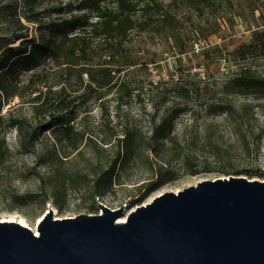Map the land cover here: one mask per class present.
Masks as SVG:
<instances>
[{"label": "rangeland", "instance_id": "1", "mask_svg": "<svg viewBox=\"0 0 264 264\" xmlns=\"http://www.w3.org/2000/svg\"><path fill=\"white\" fill-rule=\"evenodd\" d=\"M15 1L20 15L31 9L41 11L47 25L76 17L96 19L91 0H29L31 5L24 0H0V36L15 26L9 12L2 14L1 6ZM133 1L138 13L147 9L154 24L146 31L135 30L128 39L136 64L123 73L125 78L135 76L136 81L121 89L119 96L118 87L106 88L83 102L80 96L88 77L83 76V86L69 80L61 57L16 75L9 94L0 95V144L5 146L0 160V221H23L34 231L50 209L54 219H64L101 214L99 204L112 210L125 205L123 217L127 219L156 197L203 181L230 177L264 181V92L241 94L236 90L240 92L229 96L237 116L205 111V103L220 97L223 84L241 68L264 78V0ZM106 6L115 4L107 0ZM167 17L168 27L163 24ZM22 22L25 32L37 34V24L24 18ZM4 46L0 40V54ZM34 73L40 78L33 77ZM45 84L57 92L51 95L57 102L77 99L72 125L84 136L81 155L65 143L54 146L50 131H40L44 118L38 115L36 91L46 90ZM180 85L191 91L190 98L170 99L187 104L188 111L176 118L174 135L160 156L140 151L111 173L124 130L134 127L150 135L151 118L157 110L162 115L164 99L172 96L166 93ZM16 121L29 131H40L41 142L34 150L20 148L13 126ZM89 139L98 146L85 145ZM108 170L112 186L98 194L96 180Z\"/></svg>", "mask_w": 264, "mask_h": 264}, {"label": "water", "instance_id": "2", "mask_svg": "<svg viewBox=\"0 0 264 264\" xmlns=\"http://www.w3.org/2000/svg\"><path fill=\"white\" fill-rule=\"evenodd\" d=\"M124 206L64 219L50 209L39 235L0 221V264H264V181H203L119 222Z\"/></svg>", "mask_w": 264, "mask_h": 264}, {"label": "trees", "instance_id": "3", "mask_svg": "<svg viewBox=\"0 0 264 264\" xmlns=\"http://www.w3.org/2000/svg\"><path fill=\"white\" fill-rule=\"evenodd\" d=\"M24 1L27 5H31L29 0ZM91 1L96 12L94 21H90L87 17H76L61 24L48 25L43 22L41 11L36 12L31 9L20 15L17 1L1 6V9L5 11L2 14L9 12V17L12 18L15 26L8 33L0 36L1 42L5 43L0 54V95L9 94L11 81L16 75L35 71L44 67L48 61H55L60 57L63 59L60 61L61 65H65L66 68L63 69V72L69 80L73 79L83 86V76L88 77L85 93L80 96L83 102L88 101L90 96L100 93V90L106 88L113 90L118 87L119 96L121 89L136 81L135 76L132 77L133 79L125 78L123 73L136 64L131 48L128 46V39L135 30L146 31L154 24V21H150L151 17H149L147 9L143 10V13H138V5L133 0H113L115 7L106 6L107 0ZM198 1L206 0H186L189 4H196ZM22 18L38 25L36 35L31 36L25 32L26 27ZM168 18L170 19L167 17L163 21L167 27ZM15 41H19L18 46L11 45ZM235 74L223 84L220 97L215 101L208 100L205 103L207 113L237 116L239 112L235 105L228 101L229 96L236 95L240 91L241 94H249L254 91L264 92V78L257 77L247 68H241ZM35 76L40 78V74L34 73L33 77ZM39 83L42 84L43 81L40 80ZM44 86L46 90L40 88L36 91L39 93L36 100L40 103L38 115H42L44 118L40 131L42 129L50 131L54 146L65 143V147H70L81 155L84 136L75 131L72 125L76 118L73 109L76 108L75 101L77 99L57 102L51 98V95H55L57 92L52 91V88L46 84ZM65 89H67L66 85L61 89L62 92H65ZM171 93L172 96L163 101L162 105L165 109L162 115H160V110H157L151 118L150 135L146 136L141 129L134 127L124 130L123 137L118 139L115 159L110 164L111 173L140 151L160 156V152L166 148L165 142L171 140L174 135L176 118L181 113L188 111L187 104L179 105L177 101L171 102L170 98L173 97L174 100L188 99L191 91L186 86L180 85L166 94ZM96 97L100 100V94ZM247 107L249 108V106ZM154 108L156 110V107ZM13 126L17 130L21 149L30 152L41 142L40 131L36 129L29 131L19 121L14 122ZM85 145L92 148L98 146L94 139H89ZM103 145H108V143H103ZM4 147V144L1 143L0 160L5 156ZM244 147L246 151L250 150V144L246 141ZM49 160L53 161V158L45 162ZM109 170L96 180L95 188L98 194L99 190H105L112 186L113 177L107 178Z\"/></svg>", "mask_w": 264, "mask_h": 264}, {"label": "bare ground", "instance_id": "4", "mask_svg": "<svg viewBox=\"0 0 264 264\" xmlns=\"http://www.w3.org/2000/svg\"><path fill=\"white\" fill-rule=\"evenodd\" d=\"M125 221H126L125 217H122V218L119 220V222H125ZM21 223H22V225L27 226L23 221H22ZM34 232L36 233V235L39 234L38 231H37V229L34 230Z\"/></svg>", "mask_w": 264, "mask_h": 264}]
</instances>
